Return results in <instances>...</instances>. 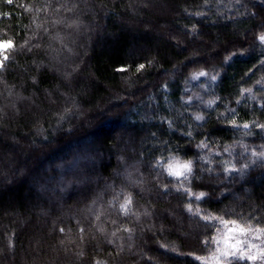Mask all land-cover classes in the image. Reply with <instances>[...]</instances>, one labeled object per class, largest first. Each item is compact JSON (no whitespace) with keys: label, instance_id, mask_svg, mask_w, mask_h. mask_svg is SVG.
Masks as SVG:
<instances>
[{"label":"trees","instance_id":"16d2710c","mask_svg":"<svg viewBox=\"0 0 264 264\" xmlns=\"http://www.w3.org/2000/svg\"><path fill=\"white\" fill-rule=\"evenodd\" d=\"M261 36L264 0H0V264H204L219 218L264 228Z\"/></svg>","mask_w":264,"mask_h":264},{"label":"snow or ice","instance_id":"6c2138e0","mask_svg":"<svg viewBox=\"0 0 264 264\" xmlns=\"http://www.w3.org/2000/svg\"><path fill=\"white\" fill-rule=\"evenodd\" d=\"M8 3H12V0H7ZM260 39L264 41V36H261ZM15 47L13 41L11 40H0V68L5 66V62L9 60L8 52ZM144 65H140V68L143 69ZM124 71L125 69H120ZM200 75H205V73H200ZM245 128L248 127L247 124L244 125ZM260 127H264L261 125ZM255 155V153H254ZM264 156V154H261ZM181 169L189 170V164H182L178 161H172L168 164L169 175L176 177L182 176L184 173ZM206 196V193L201 192L199 195L195 196L196 200H203ZM131 204V198H128L125 201V205H122L123 208H126L127 205ZM211 219H217L216 217H211ZM221 223L228 227L229 224L234 225L235 227L228 228L229 232L239 233L240 236H245L248 234H254L255 239H260L261 235H264V228H253L251 225H240L236 221H224L223 218H219ZM229 239L235 240V244L230 248L226 247L225 250L220 252V257H223L226 264H233V262L251 260L255 261L257 259H264V249H260L259 245H253L249 241L241 240L236 237V235L230 236ZM247 243L248 247L244 248L243 245ZM256 248L257 252L253 253L252 249ZM199 259V258H197Z\"/></svg>","mask_w":264,"mask_h":264},{"label":"rangeland","instance_id":"374dc122","mask_svg":"<svg viewBox=\"0 0 264 264\" xmlns=\"http://www.w3.org/2000/svg\"><path fill=\"white\" fill-rule=\"evenodd\" d=\"M0 40H3V39H0ZM21 141H22V139L12 140L13 143H16V144L19 143V145H21V146L22 145H25V146L28 145V144H26L27 142L23 144V143H21ZM30 146H34V143L29 140V146L28 147H30ZM4 157H6V156H4ZM181 171L183 173H185L187 170L181 169ZM243 171H244V169L238 170L239 173H242ZM238 224L250 225V224H241V223H238ZM230 227H235V226L229 224L228 227H225V225L223 223H221V221L219 222V230L213 239V246H214L213 252L209 256L200 259L204 264H226L224 258L220 257V252L225 250L226 247L230 248L232 245L235 244V240L229 239V237L233 236V235H236V237L238 239L249 241L253 245H259L260 249H264V235H261L260 239H255L254 234H248L245 236H240L239 233L229 232L228 228H230ZM252 227L253 228H261V227H256V226H252ZM243 247L247 248L248 244L245 243L243 245ZM252 252L256 253L257 249L253 248ZM244 261H247L249 264H264V259H257L255 261H251V260H244Z\"/></svg>","mask_w":264,"mask_h":264}]
</instances>
